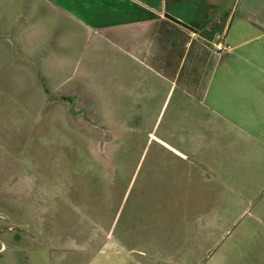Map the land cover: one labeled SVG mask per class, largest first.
Listing matches in <instances>:
<instances>
[{
	"label": "rangeland",
	"instance_id": "obj_1",
	"mask_svg": "<svg viewBox=\"0 0 264 264\" xmlns=\"http://www.w3.org/2000/svg\"><path fill=\"white\" fill-rule=\"evenodd\" d=\"M220 3L227 43L183 41L178 59L103 41L57 80L73 107L31 109L37 130L0 140V264H264V166L236 132L210 130L219 58L188 69L194 50L259 44L249 21L264 20V0Z\"/></svg>",
	"mask_w": 264,
	"mask_h": 264
},
{
	"label": "crops",
	"instance_id": "obj_2",
	"mask_svg": "<svg viewBox=\"0 0 264 264\" xmlns=\"http://www.w3.org/2000/svg\"><path fill=\"white\" fill-rule=\"evenodd\" d=\"M220 2L0 0V140L12 142L36 131L31 109L35 117L42 118L48 114V106L73 107L74 97L70 96L73 104L63 101V97L69 96L61 100L55 97L63 84L57 80L71 74L72 68L75 73V62L86 59L87 53L93 57L92 53L101 52L103 41L120 45L122 53L130 56L134 42L146 46L155 42L159 56L168 50L170 57L179 59L183 41L187 45L194 42L192 49L198 38L205 42L200 36L202 31L224 19V32L215 41L221 38L227 43L231 39L230 14ZM249 22L264 29L262 19ZM252 39L260 43L237 53L230 50L223 54V50L204 55L194 50L188 57V69L201 71L208 60L212 63L219 58L217 64L221 68L216 69L218 65L214 64L209 73L207 106L212 114L210 121L221 125H212L210 130L222 129V138L230 130L236 132L241 140L238 150L240 146L243 150H257L254 163L260 169L264 166V31ZM241 44L237 42L238 47ZM198 60L203 64L199 65ZM90 68L86 63L87 72L96 74ZM172 151L186 160V153Z\"/></svg>",
	"mask_w": 264,
	"mask_h": 264
},
{
	"label": "trees",
	"instance_id": "obj_3",
	"mask_svg": "<svg viewBox=\"0 0 264 264\" xmlns=\"http://www.w3.org/2000/svg\"><path fill=\"white\" fill-rule=\"evenodd\" d=\"M225 20L221 19L218 22L213 23L207 30L200 33L201 38L206 43H213L217 36H221L225 28Z\"/></svg>",
	"mask_w": 264,
	"mask_h": 264
},
{
	"label": "water",
	"instance_id": "obj_4",
	"mask_svg": "<svg viewBox=\"0 0 264 264\" xmlns=\"http://www.w3.org/2000/svg\"><path fill=\"white\" fill-rule=\"evenodd\" d=\"M63 101L70 102V104H73V99L70 97H63Z\"/></svg>",
	"mask_w": 264,
	"mask_h": 264
},
{
	"label": "built area",
	"instance_id": "obj_5",
	"mask_svg": "<svg viewBox=\"0 0 264 264\" xmlns=\"http://www.w3.org/2000/svg\"><path fill=\"white\" fill-rule=\"evenodd\" d=\"M221 44H222V43H221ZM219 47H220V49H222V45H220Z\"/></svg>",
	"mask_w": 264,
	"mask_h": 264
}]
</instances>
